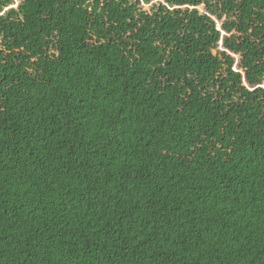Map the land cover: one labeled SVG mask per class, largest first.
<instances>
[{"label":"trees","instance_id":"16d2710c","mask_svg":"<svg viewBox=\"0 0 264 264\" xmlns=\"http://www.w3.org/2000/svg\"><path fill=\"white\" fill-rule=\"evenodd\" d=\"M166 4L0 0V264H264V0Z\"/></svg>","mask_w":264,"mask_h":264},{"label":"snow or ice","instance_id":"6c2138e0","mask_svg":"<svg viewBox=\"0 0 264 264\" xmlns=\"http://www.w3.org/2000/svg\"><path fill=\"white\" fill-rule=\"evenodd\" d=\"M133 3H136L137 6H145L147 10H149V12H151V10H153V5L157 4V0H148L147 4L145 2V0H132ZM159 4L165 5V7H167L166 4V0H159ZM183 7H188L187 4H183ZM11 7H17V5L13 4L11 5ZM201 7H203V5H201ZM89 11H91V9H89ZM213 19H215V17H213ZM233 71H236V68L233 67L232 68ZM241 75H244L243 69H240ZM251 82L245 77L244 80V84L241 87V91L243 90L244 87H248L249 84ZM255 88H260V89H264V83H259L256 84L254 88H251L250 90L255 91Z\"/></svg>","mask_w":264,"mask_h":264},{"label":"rangeland","instance_id":"374dc122","mask_svg":"<svg viewBox=\"0 0 264 264\" xmlns=\"http://www.w3.org/2000/svg\"><path fill=\"white\" fill-rule=\"evenodd\" d=\"M159 2V0H157V3ZM13 4L17 5L18 4V0H13ZM147 4V3H146ZM144 9H146L145 6H143Z\"/></svg>","mask_w":264,"mask_h":264}]
</instances>
